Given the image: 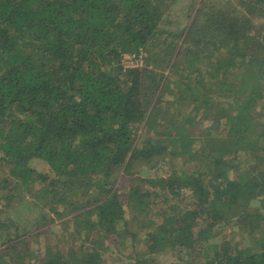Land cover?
Listing matches in <instances>:
<instances>
[{"label":"trees","instance_id":"obj_1","mask_svg":"<svg viewBox=\"0 0 264 264\" xmlns=\"http://www.w3.org/2000/svg\"><path fill=\"white\" fill-rule=\"evenodd\" d=\"M174 4L0 0V215L61 229L32 252L0 216V264H101L139 235L129 264H264V169L244 167L264 162V0H193L163 28Z\"/></svg>","mask_w":264,"mask_h":264},{"label":"rangeland","instance_id":"obj_2","mask_svg":"<svg viewBox=\"0 0 264 264\" xmlns=\"http://www.w3.org/2000/svg\"><path fill=\"white\" fill-rule=\"evenodd\" d=\"M193 0H174L175 4L172 6L170 12H169V19L170 22L168 21L167 25L164 24L163 28H168V29H172V28H179L181 25H187V21H186V11L187 8L189 7L190 3ZM172 24V26H171ZM180 25V26H179ZM139 67H144L145 66V62L144 60L141 59V57H139ZM122 65H124V60L122 59ZM217 107V106H216ZM214 109L212 108V110H210L207 114V117H213L215 111H213ZM154 133V132H150V135ZM151 136H154L153 134ZM246 160L245 163V168L248 171H251L252 173H255V171H260L262 169H264V162H256L253 159H248L247 157H244ZM248 160V161H247ZM33 167L35 170H37L38 172L41 173H47L48 169L46 167V165L41 162V161H34L32 163ZM193 167V165H191ZM7 170H1L0 169V179L7 173ZM9 189V188H7ZM5 192H7V190H4ZM27 198H29V194H27L26 196ZM77 199H75L76 201ZM176 201H178L180 203V205L184 206L185 204H189L191 201L189 199V196H186L185 198H178L176 199ZM18 202V201H17ZM15 203L13 205L14 207L19 206L18 203ZM175 202V201H174ZM173 202V203H174ZM77 203L79 208H81V210L87 206H85L87 204V198H81L80 201L77 200ZM2 204V203H1ZM166 205H164L163 207V211L165 210ZM74 208L71 205H62L60 206L59 210L61 212H66V213H72V211ZM29 210V207H24L23 210H20L16 213L12 212L13 215H11L12 221L16 222L19 226L18 228V234L16 235V241L21 244L22 246L26 247L28 244V248L30 251L34 252L37 247H41L43 246H53L55 245L58 240L56 241L57 238H55L53 236V234H59L61 233V229H60V221H58L55 217V213L52 212L49 207H48V211H50V215L51 217H53L54 221L49 222V219L43 217L41 221H43V225L40 223H29V220L26 218V216L23 214L25 213V211ZM127 211V210H126ZM128 213V212H127ZM27 214V213H25ZM36 217H39V214H35ZM1 216V221H4V219H8L10 220L11 218H7L6 216L4 217L3 215ZM3 217V218H2ZM25 220V221H24ZM45 220V221H44ZM57 220V221H56ZM48 223V224H47ZM71 225L68 226L69 229H71ZM39 231L44 232L43 235H39V236H34L33 234H37L39 233ZM49 233V234H47ZM228 233V239H230L232 242L237 243L239 241V237L236 235H238V232H234V230H232V232L229 234V228L228 230H226L225 234ZM45 234V235H44ZM47 234V235H46ZM20 236V237H18ZM141 237V235H139ZM14 237V235L12 236ZM32 237V238H30ZM140 237L138 239V241H136L133 245L132 242H127L125 244V246H121V253L122 255H118L115 253L114 255V250L110 249L107 247L102 246V249L100 250V257H101V264H129V260H128V253H130V249H129V245L131 244V246L133 247V249L136 250H143L144 246L143 243L140 242ZM61 242V241H60ZM78 243V242H77ZM246 243L248 244V241H246ZM42 244V245H41ZM61 247H64L66 249L69 248V246H71L70 240H66L65 242L62 241L61 242ZM248 246V245H247ZM162 259L160 261H162L164 264H170L172 262V260H174V258H176V256H165V257H161ZM186 260V258H185ZM33 261H35V259L29 260L28 258L24 259L23 264H31Z\"/></svg>","mask_w":264,"mask_h":264},{"label":"built area","instance_id":"obj_3","mask_svg":"<svg viewBox=\"0 0 264 264\" xmlns=\"http://www.w3.org/2000/svg\"><path fill=\"white\" fill-rule=\"evenodd\" d=\"M140 57V56H139ZM139 57H137L134 54H125L123 56V60H124V67L125 68H136L139 67Z\"/></svg>","mask_w":264,"mask_h":264}]
</instances>
